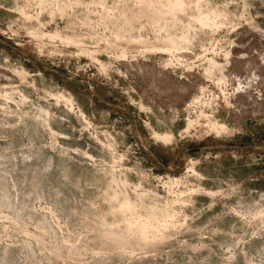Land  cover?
<instances>
[{
    "label": "rangeland",
    "instance_id": "rangeland-1",
    "mask_svg": "<svg viewBox=\"0 0 264 264\" xmlns=\"http://www.w3.org/2000/svg\"><path fill=\"white\" fill-rule=\"evenodd\" d=\"M0 264H264V0H0Z\"/></svg>",
    "mask_w": 264,
    "mask_h": 264
},
{
    "label": "bare ground",
    "instance_id": "bare-ground-1",
    "mask_svg": "<svg viewBox=\"0 0 264 264\" xmlns=\"http://www.w3.org/2000/svg\"><path fill=\"white\" fill-rule=\"evenodd\" d=\"M125 205V204H124ZM128 205V204H127ZM126 207V206H125Z\"/></svg>",
    "mask_w": 264,
    "mask_h": 264
}]
</instances>
